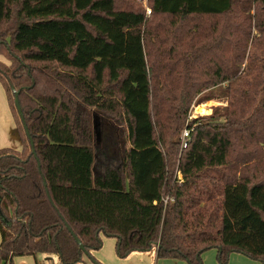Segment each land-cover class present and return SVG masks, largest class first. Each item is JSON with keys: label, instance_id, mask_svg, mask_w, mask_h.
I'll return each mask as SVG.
<instances>
[{"label": "trees", "instance_id": "obj_1", "mask_svg": "<svg viewBox=\"0 0 264 264\" xmlns=\"http://www.w3.org/2000/svg\"><path fill=\"white\" fill-rule=\"evenodd\" d=\"M0 54L21 142L0 147V264H81L102 236L264 264V0H0ZM196 97L225 104L182 149Z\"/></svg>", "mask_w": 264, "mask_h": 264}, {"label": "crops", "instance_id": "obj_2", "mask_svg": "<svg viewBox=\"0 0 264 264\" xmlns=\"http://www.w3.org/2000/svg\"><path fill=\"white\" fill-rule=\"evenodd\" d=\"M0 147H11L14 149H20L21 142L20 137L16 131V124L12 116L10 105L3 86L0 83ZM102 249L92 253V256L96 258V262L93 264H188L183 260L157 258L155 254V248L148 251H132L126 257L120 258L116 256L112 251V245L115 247V239L112 240L106 237H102ZM26 257L30 256H17L14 257V264H30L26 260ZM21 258V259H19ZM19 259V260H16ZM98 260V261H97ZM95 261V260H94Z\"/></svg>", "mask_w": 264, "mask_h": 264}, {"label": "rangeland", "instance_id": "obj_3", "mask_svg": "<svg viewBox=\"0 0 264 264\" xmlns=\"http://www.w3.org/2000/svg\"><path fill=\"white\" fill-rule=\"evenodd\" d=\"M249 12H250V14H253V6L250 8ZM241 13H242V15H244L246 12H241ZM234 22H236V20H234ZM252 24H253V20H252ZM252 31H253V27H252ZM251 38H253V36ZM247 43H248V46H247L246 52H244V59L245 60H246V54L248 53V51H250L251 46H253V39H250ZM261 46L262 45H259V44H255L254 45L253 48L256 51V53L260 52V47ZM239 50H240V48L235 47L232 50L234 53L231 52L230 54L231 55L235 54ZM0 60L3 61V62L8 63L7 59L2 54H0ZM245 60L243 62H245ZM243 65H244V63L242 64V66ZM199 78L201 79V77H199ZM207 91L208 90L205 89L198 96H201V95L207 93ZM197 97L190 103L189 110H188V113H187V118H186V121H185L186 124H188V120H190L192 118H196L197 116L210 115L212 113L214 107H216L218 105L220 106V105H224L225 104V103L221 102L218 99H210V100L204 101L202 103L196 104L195 100H197ZM248 109L251 110V108H248ZM192 114H194V115H192ZM232 150L234 151V149H232ZM232 155H233V153L230 154V160H232ZM177 176H178V178L181 177L180 174H178ZM102 237H105V236H102ZM106 238H109V237H106ZM110 239L112 240V238H110ZM102 247L103 246H102V243H101V247L99 249H97V250L102 249ZM97 250H95V251H97ZM112 251H115V247L113 245H112ZM93 252L94 251H92L91 254ZM114 253H116V252H114ZM216 254H217L216 253V249H213V248L208 250V251H206V252H204L202 254L203 264H221L217 260ZM19 259H21V258H19ZM19 259H16V260H19ZM94 259H95V261H94ZM94 259H90V258H88L87 256L84 255L83 256V261H82L81 264H93V262H96V258L95 257H94ZM26 260L29 261L30 264H35V259L32 256L26 257ZM38 260H39L40 264H61L59 259H58V257L56 255H52L51 256V260H49V259H46L44 254L43 255L41 254V255L38 256ZM183 261H185V260H183ZM185 262H187V261H185ZM225 264H260V263H259V261L251 259V258L245 256L242 253L233 252V253L230 254L229 260Z\"/></svg>", "mask_w": 264, "mask_h": 264}, {"label": "built area", "instance_id": "obj_4", "mask_svg": "<svg viewBox=\"0 0 264 264\" xmlns=\"http://www.w3.org/2000/svg\"><path fill=\"white\" fill-rule=\"evenodd\" d=\"M146 8V14L149 15L150 13V8L145 6ZM194 115V114H192ZM190 117V116H189ZM192 130V127H189L187 124L184 126V128L182 129L180 135H179V142H180V147L186 148L189 141H190V132ZM180 174V173H178Z\"/></svg>", "mask_w": 264, "mask_h": 264}, {"label": "water", "instance_id": "obj_5", "mask_svg": "<svg viewBox=\"0 0 264 264\" xmlns=\"http://www.w3.org/2000/svg\"><path fill=\"white\" fill-rule=\"evenodd\" d=\"M14 104H15V107H16L19 115H20V118L23 120V114H22V110H21V107H20V104H19L18 93L17 92H14ZM24 128H25L26 135L29 137V133H28L27 128H26L25 125H24ZM94 128H95V124H94ZM96 139H98L97 133H96ZM31 144H32V142H31ZM73 237H74L75 241L79 244V247L83 248V246L80 243L79 239L75 235H73Z\"/></svg>", "mask_w": 264, "mask_h": 264}]
</instances>
